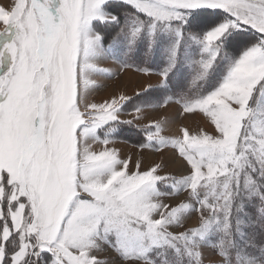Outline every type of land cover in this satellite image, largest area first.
I'll list each match as a JSON object with an SVG mask.
<instances>
[{"label": "snow or ice", "instance_id": "1", "mask_svg": "<svg viewBox=\"0 0 264 264\" xmlns=\"http://www.w3.org/2000/svg\"><path fill=\"white\" fill-rule=\"evenodd\" d=\"M169 104L213 132L141 123ZM0 264H264V0L0 6Z\"/></svg>", "mask_w": 264, "mask_h": 264}, {"label": "rangeland", "instance_id": "2", "mask_svg": "<svg viewBox=\"0 0 264 264\" xmlns=\"http://www.w3.org/2000/svg\"><path fill=\"white\" fill-rule=\"evenodd\" d=\"M9 2L10 0H0V6H7ZM103 67L113 71L116 70L115 66L110 63L104 64ZM149 82L153 84L156 83V78L153 77L151 81H149L147 77L132 69L125 70L114 80L101 77L96 81L101 87L92 92L89 101L101 103L102 101L109 99L113 94L119 92H125L131 95L134 91H138L141 86H146ZM178 114L179 107L176 104H169L167 107L149 109L146 113L145 120H142L141 123H159L162 129L160 134L168 139L178 137L181 134L180 130L182 127L188 128L191 132H196L201 129L210 133L213 132L212 126L208 124L201 115H184L181 117ZM131 118V116L123 117V119ZM114 146L120 151L122 157L131 156L133 160H135L138 156H142L144 160V168H147L153 163L163 162L165 165V171L175 174L182 167L181 163L175 158V155L171 150L140 152L133 144L128 142H119ZM141 170H143V168ZM195 222L196 219L193 217L187 223L191 226L192 224H195Z\"/></svg>", "mask_w": 264, "mask_h": 264}]
</instances>
